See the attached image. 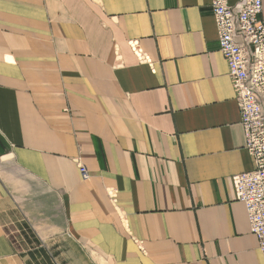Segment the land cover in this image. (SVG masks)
<instances>
[{
	"label": "crops",
	"instance_id": "obj_1",
	"mask_svg": "<svg viewBox=\"0 0 264 264\" xmlns=\"http://www.w3.org/2000/svg\"><path fill=\"white\" fill-rule=\"evenodd\" d=\"M209 2L0 0V264H264Z\"/></svg>",
	"mask_w": 264,
	"mask_h": 264
},
{
	"label": "built area",
	"instance_id": "obj_2",
	"mask_svg": "<svg viewBox=\"0 0 264 264\" xmlns=\"http://www.w3.org/2000/svg\"><path fill=\"white\" fill-rule=\"evenodd\" d=\"M218 33V50L227 64L245 149L253 160L250 171L232 177L233 193L244 204L250 232L256 236L264 263V19L262 0H210ZM81 178L88 170L78 164Z\"/></svg>",
	"mask_w": 264,
	"mask_h": 264
},
{
	"label": "rangeland",
	"instance_id": "obj_3",
	"mask_svg": "<svg viewBox=\"0 0 264 264\" xmlns=\"http://www.w3.org/2000/svg\"><path fill=\"white\" fill-rule=\"evenodd\" d=\"M37 261L38 264H48L47 258L43 254L37 256Z\"/></svg>",
	"mask_w": 264,
	"mask_h": 264
}]
</instances>
